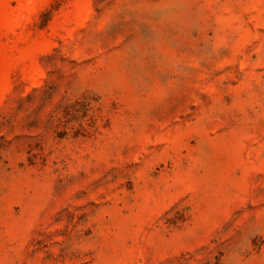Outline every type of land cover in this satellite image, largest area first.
Segmentation results:
<instances>
[{
    "label": "rangeland",
    "instance_id": "rangeland-1",
    "mask_svg": "<svg viewBox=\"0 0 264 264\" xmlns=\"http://www.w3.org/2000/svg\"><path fill=\"white\" fill-rule=\"evenodd\" d=\"M0 264H264V0H0Z\"/></svg>",
    "mask_w": 264,
    "mask_h": 264
}]
</instances>
